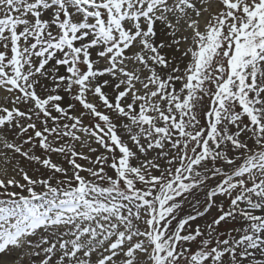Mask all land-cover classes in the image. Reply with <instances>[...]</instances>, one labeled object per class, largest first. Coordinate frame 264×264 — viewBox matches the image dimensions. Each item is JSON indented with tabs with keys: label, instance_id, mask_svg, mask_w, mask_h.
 Returning <instances> with one entry per match:
<instances>
[{
	"label": "snow or ice",
	"instance_id": "snow-or-ice-1",
	"mask_svg": "<svg viewBox=\"0 0 264 264\" xmlns=\"http://www.w3.org/2000/svg\"><path fill=\"white\" fill-rule=\"evenodd\" d=\"M0 264H264V0H0Z\"/></svg>",
	"mask_w": 264,
	"mask_h": 264
},
{
	"label": "bare ground",
	"instance_id": "bare-ground-1",
	"mask_svg": "<svg viewBox=\"0 0 264 264\" xmlns=\"http://www.w3.org/2000/svg\"><path fill=\"white\" fill-rule=\"evenodd\" d=\"M256 255H257V256H259V254H258V253H257Z\"/></svg>",
	"mask_w": 264,
	"mask_h": 264
}]
</instances>
